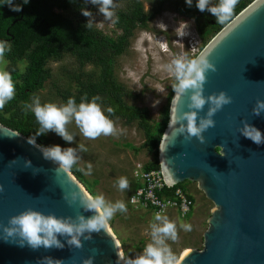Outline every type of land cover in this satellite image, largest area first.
<instances>
[{"label":"water","instance_id":"1","mask_svg":"<svg viewBox=\"0 0 264 264\" xmlns=\"http://www.w3.org/2000/svg\"><path fill=\"white\" fill-rule=\"evenodd\" d=\"M208 53L217 70L207 73L203 94L223 91L232 102L213 116L215 126L203 133L204 143L195 137L187 140L176 131L180 127L176 115L188 111L191 92L181 95L177 85L157 146L159 168L172 178L171 185L195 180L213 202L202 247L182 251L177 264H264V143L258 145L240 132L246 122L264 135V112L259 116L252 112L257 100H264V0H251L225 23L199 56ZM207 110L205 105L199 116ZM27 139L0 124V185L4 189L0 192V226L27 209L65 218H75L78 211L86 218L92 216L79 201L69 206L63 198L73 191L89 198L71 173L57 171L58 164L44 159ZM25 159L42 168L41 172L33 175L35 169H25ZM58 239L64 244L62 249L34 250L0 238V264H39L45 257L63 264H83L93 255V264H124L108 226L106 231L93 233L91 240L81 238L82 249L69 246L65 236Z\"/></svg>","mask_w":264,"mask_h":264},{"label":"rangeland","instance_id":"2","mask_svg":"<svg viewBox=\"0 0 264 264\" xmlns=\"http://www.w3.org/2000/svg\"><path fill=\"white\" fill-rule=\"evenodd\" d=\"M139 1L143 11L149 12L154 9L156 0ZM124 2L125 0H115L119 8L123 6ZM88 10L94 14L92 28L111 37L120 33L119 28L114 23L104 20L96 9L89 7ZM85 19L88 21L87 17ZM159 27L166 28L167 31L164 40L160 38L156 44L152 36ZM174 29L176 30L174 31ZM193 29L195 30L193 20L190 17L177 14L168 4L162 6L154 17L146 23L145 28L135 27L133 29L127 40L126 50L114 59L112 66V77L115 82L129 91V96L122 97L125 104L144 108L153 122L160 119L161 109L168 107L173 89L178 85L174 75L167 70V65L182 54L195 59L219 30L207 34L204 39L200 37L195 39L196 43L189 47L186 38H183V34L190 36L194 34ZM174 34H178L179 37L182 36L180 38L183 42L182 46L172 44ZM8 62L4 57V60L0 62V70L7 71ZM24 65V59L15 62L18 72L22 71ZM44 67L49 70L50 76L42 82L40 88L32 92L28 103H31L34 96H38L42 104L47 102L66 104L67 101H64L56 93V90L72 94L76 92L77 84L73 78L77 72L75 59L68 54H62L58 59H47L44 62ZM82 71L89 73L93 80L98 78V67L85 64ZM101 106L105 110L102 104ZM24 111H26L24 105L18 104L9 109L0 110V117L14 120ZM110 118L122 130L120 135L101 136L95 140H88L79 133L75 123L72 122L68 125V129L76 136L73 143L65 142L54 132H48L38 137L49 146L60 145L62 148H66L77 147L79 143L85 145L87 152L79 153L81 160L75 168L77 171L81 167L86 169L87 163L90 162L93 165L92 173L91 175H84L78 171V177L72 173L71 175L90 198L97 194H103L108 201L122 200L127 205V212H117L107 224L110 233L120 246L122 260L126 261L128 258H135V256L140 255L145 246L151 242L149 225L157 210L149 206L134 208L130 199L141 184L137 175L146 162L152 161L153 154L143 144V132L137 121L126 124L119 117ZM122 176L128 179L130 185L124 191H120L117 185V180ZM179 183L181 184L178 187L180 196L176 197L174 206L166 207L161 212L166 214L170 220L175 221L178 226L179 238L175 242L167 241L177 259L184 250L202 247V232L208 227L207 219L210 216L211 208H213V202L204 196L203 191L197 187L195 180H183ZM181 223L191 224L192 230L185 232L180 229Z\"/></svg>","mask_w":264,"mask_h":264},{"label":"clouds","instance_id":"3","mask_svg":"<svg viewBox=\"0 0 264 264\" xmlns=\"http://www.w3.org/2000/svg\"><path fill=\"white\" fill-rule=\"evenodd\" d=\"M29 0H23L27 4ZM186 4L191 7L193 0H185ZM85 3H90L97 6L98 13L103 16L104 20L111 23H116L115 9L118 5L114 0H85ZM12 11H22L21 5L13 4V0H7V3ZM238 4V0H218L217 4H212V0H196V7L201 12L211 13L216 23L225 24L232 19L234 9ZM83 16L88 18L85 27L92 28L94 23V14L87 8H81ZM115 17V19H114ZM176 29H174L175 31ZM166 28L159 27L156 33L152 36L155 43L158 39L163 38L166 33ZM194 34L188 36L183 34L186 42L190 47L199 39L196 31L193 29ZM172 44L182 46L178 34H174ZM159 49L161 47L157 45ZM10 44L7 41H0V62L4 60L6 51H10ZM209 55H201L195 59L189 58L186 54H182L174 58L167 70L171 72L179 85L181 95L191 92L189 96L188 111L182 115H176V123L180 122V127L176 130L182 133L185 139L197 138L200 143L205 142L203 133L209 128L215 126L213 116L221 110L225 105L232 102V97L228 96L225 92L221 91L218 94L213 93L205 96L204 85L207 82V73L209 71L215 72L216 66L209 60ZM176 91L175 89H173ZM16 94L15 82L9 71L0 70V110L11 101ZM99 96H93L91 100L82 98L79 104L76 103L74 97H70L66 104H57L54 102L41 103L38 96L32 98L31 103L24 105L25 110L34 114L36 121L39 124L38 130L34 135L28 137L27 143L41 151L43 158L51 160L58 164L57 171L68 173L74 166L80 163V152H87V148L83 143H79L77 147L62 148L60 145L43 146L36 143V137L54 132L60 136L65 142L73 143L75 135L69 131L68 125L72 122L75 123L79 133L88 140H95L101 136H118L122 130L116 126V123L109 115H105V110L102 108ZM205 105H208V110L205 116H199L203 111ZM107 112L112 114L114 110L109 107ZM253 115L259 116L264 112V100H257L256 105L252 109ZM186 121V123H185ZM240 132L246 137L251 139L256 144L264 143V135L261 131L246 122L240 129ZM161 150V146H160ZM165 150V147H164ZM18 159V158H17ZM16 159L10 161L14 164ZM25 169H35L33 175L40 173L42 168L34 167L30 160H24ZM93 165L89 162L86 169L81 167L78 171L84 175H91ZM172 177H175L174 172L169 169ZM172 178L168 183L171 185ZM117 185L120 191L129 188V181L126 177H120L117 180ZM3 185H0V192H2ZM64 200L69 206L77 203L84 208L85 211H92L94 214L90 217H85L79 211L72 217H57L53 214L45 215L39 211L27 209L22 213L9 218L8 225L2 227V235L0 238L5 241H13L20 246L31 247L32 249H39L43 247L60 248L64 244L58 239V236L67 237V244L76 249L83 248V241L91 240L93 233H99L101 230L106 231V226L109 221L115 216L117 212H127V205L122 200L115 202L108 201L103 194H97L93 197L85 198L79 192L73 191L65 193ZM151 242L148 243L143 252L135 256V258H128L124 264H177V256L172 251L167 241L175 242L178 237V226L175 221L169 219L166 214L156 212L153 220L149 225ZM180 229L185 232L192 230V225L181 223ZM94 255L89 256L83 260V264H93ZM122 260V258L120 257ZM39 264H63L60 260L53 261L50 257L43 258Z\"/></svg>","mask_w":264,"mask_h":264},{"label":"trees","instance_id":"4","mask_svg":"<svg viewBox=\"0 0 264 264\" xmlns=\"http://www.w3.org/2000/svg\"><path fill=\"white\" fill-rule=\"evenodd\" d=\"M250 1L238 0L233 16ZM6 3L7 0H0V36H5V41L11 46L10 51H6L5 58L9 61L7 71L15 82L16 94L3 109L28 103L32 92L40 88L42 82L50 76L44 62L68 54L77 64V72L73 75L77 90L74 94L59 90H56V93L64 101L74 97L77 104L82 98L90 101L93 96H99L101 100L98 103L104 106L105 115L119 117L126 124L137 121L143 132V144L153 154L152 161L146 162L143 169L147 171L159 168L157 146L167 123L168 107L162 108L160 119L153 122L144 108L125 104L122 97L129 96V91L116 83L112 77L114 59L126 50L127 40L133 29L145 28L146 23L164 4L170 5L177 14L190 17L198 36L202 39L224 24L216 23L211 13L199 11L196 0H193L191 7L185 0H156L154 9L149 12L143 11L139 0H125L122 7L114 10L118 17L114 25L119 28L120 33L111 37L95 28L85 27L87 21L81 13V8L91 7L98 11L97 6L86 4L85 0H29L27 4H24L23 0H13V4L21 5L20 12L12 11ZM217 3L218 0H212V4ZM20 59L25 60V65L22 71L18 72L15 62ZM85 64L99 68L96 80H93L89 73L82 71ZM169 103L170 101L168 106ZM109 107L114 110L112 114L107 112ZM0 124L27 138L34 135L39 128L34 114L27 110L14 120L0 117ZM36 143L49 146L39 137H36ZM70 173L75 177L79 176L75 166ZM180 186L181 184L177 183L164 187L161 193L171 194Z\"/></svg>","mask_w":264,"mask_h":264},{"label":"built area","instance_id":"5","mask_svg":"<svg viewBox=\"0 0 264 264\" xmlns=\"http://www.w3.org/2000/svg\"><path fill=\"white\" fill-rule=\"evenodd\" d=\"M137 177H139L141 184L130 199L134 208L149 206L156 209L157 212H162L166 207L174 206V201L177 196H180V191L176 188L171 194L169 192L166 195L161 193L164 187L171 185L164 181L160 168H152L147 171L142 169Z\"/></svg>","mask_w":264,"mask_h":264},{"label":"bare ground","instance_id":"6","mask_svg":"<svg viewBox=\"0 0 264 264\" xmlns=\"http://www.w3.org/2000/svg\"><path fill=\"white\" fill-rule=\"evenodd\" d=\"M153 47L156 48V46H154V45H153ZM203 49H204V48H203ZM203 49H202V50H203ZM201 52H202V51H201ZM201 52H200V53H201ZM200 53H199L196 57H198V56L200 55ZM162 175H163L164 181L169 185V183H168L169 179L167 178L164 169H162ZM76 182L78 183L77 180H76ZM78 185L80 186V188H82V186H81L79 183H78ZM87 195H88V194H87ZM88 197L90 198L89 195H88ZM117 245H118V248L120 249V246H119L118 242H117Z\"/></svg>","mask_w":264,"mask_h":264},{"label":"flooded vegetation","instance_id":"7","mask_svg":"<svg viewBox=\"0 0 264 264\" xmlns=\"http://www.w3.org/2000/svg\"><path fill=\"white\" fill-rule=\"evenodd\" d=\"M5 38H6L5 36L2 37L0 36V39H2L3 41H5Z\"/></svg>","mask_w":264,"mask_h":264}]
</instances>
